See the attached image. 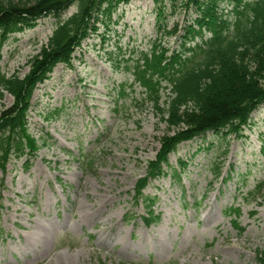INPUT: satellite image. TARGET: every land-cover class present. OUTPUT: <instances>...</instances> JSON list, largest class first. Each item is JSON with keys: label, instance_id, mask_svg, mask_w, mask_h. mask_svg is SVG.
I'll list each match as a JSON object with an SVG mask.
<instances>
[{"label": "rangeland", "instance_id": "374dc122", "mask_svg": "<svg viewBox=\"0 0 264 264\" xmlns=\"http://www.w3.org/2000/svg\"><path fill=\"white\" fill-rule=\"evenodd\" d=\"M171 1L166 23L182 32L195 15L181 0ZM56 24L45 18L13 35L1 52L2 72L24 77ZM98 24L73 67H56L33 94L30 169L23 159L0 170V264H260L264 192L248 200L264 180V105L241 139L210 133L179 146L169 164L175 170L179 161L186 164L181 182L166 176L144 191L157 199L160 215L147 227L134 189L171 132L124 65L117 67L123 59L114 46H122L126 59L147 51L156 38V6L132 0L118 8L109 31ZM179 43L172 37L165 45L174 50ZM12 103L0 93V114ZM230 208L241 210L238 228Z\"/></svg>", "mask_w": 264, "mask_h": 264}, {"label": "trees", "instance_id": "16d2710c", "mask_svg": "<svg viewBox=\"0 0 264 264\" xmlns=\"http://www.w3.org/2000/svg\"><path fill=\"white\" fill-rule=\"evenodd\" d=\"M131 1L0 0V60L4 45L13 35L34 29L42 19L57 20L47 43L29 61L30 70L24 77L0 69L1 96L13 98L12 105L0 114L2 172L12 160L25 159V169L31 167L36 146L29 113L38 85L59 65L73 67L76 51L96 33L97 24L109 31L118 8ZM152 1L156 6V38L149 49L132 51L126 59L122 46L117 42L114 46L118 52L114 54L123 59L117 67L124 65L171 132L162 138L157 157L148 163L146 176L134 189L135 203L142 201L146 206L141 218L147 227L159 223L160 215L154 210L157 199L145 196L144 191L151 181L166 176L181 182L179 173L186 164L179 161L178 172L169 164V157L179 146L210 133L225 140L241 139L252 114L264 105V0H181L186 11L195 15L182 32L169 30L167 0ZM73 7L76 12L61 19ZM172 37L180 40L174 50L165 45ZM165 91L167 99L161 106ZM227 153L225 150L223 155ZM215 166L214 173L219 176V164ZM263 192L264 180L249 192L248 202L259 199ZM230 213L238 228L240 208H230ZM258 261L264 264L263 253H258Z\"/></svg>", "mask_w": 264, "mask_h": 264}]
</instances>
